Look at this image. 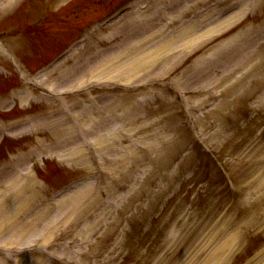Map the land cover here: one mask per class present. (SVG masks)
Masks as SVG:
<instances>
[{
	"label": "rangeland",
	"instance_id": "374dc122",
	"mask_svg": "<svg viewBox=\"0 0 264 264\" xmlns=\"http://www.w3.org/2000/svg\"><path fill=\"white\" fill-rule=\"evenodd\" d=\"M8 1L10 2V0H6L4 4ZM102 1L68 0L65 3L63 0H57L54 3L53 0L49 1L47 6H51L52 8L53 5L52 10L54 8L60 9L55 12L53 11L51 13L52 15H49V26L44 27L46 35L39 39L37 43L39 49L49 53V49L60 43L63 39H66L71 34V31L75 30L77 24L81 25L86 20L101 12ZM180 1L182 2L183 0ZM25 2L26 0L20 1L16 5L17 7L15 6V8H18L16 11ZM0 4L2 5L3 3ZM62 8L64 11H62ZM69 8L74 9V11L71 12ZM14 10H11L0 19L1 27L5 26L4 23L9 20L11 14H14ZM65 12L67 13L64 17L62 14ZM129 18L130 14H126L119 22L96 34L92 44H86L82 49L77 50L72 57L63 61V63L54 69L52 76L44 77L48 78L45 82L48 84H52L53 82L54 87L58 88L66 86L72 87L73 82H76V84L79 82L76 86H81L80 80L85 73L83 74L78 68L83 72L91 71L94 68L92 72L99 73V69H102L100 67L106 64L112 57H118L119 60L120 57H129L132 55L133 53L129 54L132 52L131 49L123 48L111 56L108 55L109 57H102L98 63L100 66H98L97 62L91 64V61L88 60L90 52L96 46L102 44V46L106 47L116 41L126 40L131 35V29L140 28L141 25L135 28H132L130 24L126 25L125 23ZM211 18L208 19L209 23L215 20V16H211ZM262 18H264V9L255 15L254 21L260 23ZM110 32L114 33L110 35ZM133 36L137 35L134 34ZM50 37L53 38L52 42H50ZM205 37H209V34L203 38ZM211 38H214V36L212 35ZM217 39V37L214 38V44L217 43ZM36 40L35 38L34 43H36ZM34 46L36 49L38 48L35 44ZM186 47L187 50H190L189 44ZM186 47H182L178 54L186 53L187 51L184 50ZM260 50H262V56H264V44ZM219 54L223 53L219 52ZM234 54L237 55L236 49L233 52L231 51V55ZM260 54L250 60L249 67H247L248 65L245 68L239 67L235 73H233L234 67H237V63L239 66V62L236 59L238 56H232L231 61H227L228 69L223 74L220 72L208 82L199 83L195 81L191 87H189L191 81L197 79V69H195L194 74L190 73L193 67L187 71H183L180 76L182 78L176 82H172L175 76L163 77L165 75H159L160 77H155L154 68L147 67L134 68L132 71H127L126 73L124 71L116 74L113 72L114 70H106L101 72L100 75L95 74L97 76L99 75L102 81L118 78L123 83L128 84H137L141 81L145 84L150 82L182 84L181 89H179L180 91L178 90L176 92L173 89H169V84L163 89L160 88V90L157 88L158 85L155 84L154 88L150 89V96H146L145 99L142 98L143 101H136L137 104L143 102V108L147 109V111L144 110V120L150 123L147 127L139 128L136 133L133 132V135L138 137L137 139L139 141L144 139L148 142L152 137L154 144L143 149L140 144L135 147V143L133 142L135 147L134 151L137 154L135 159L138 160L144 157V161L147 162L150 158L152 159L153 165L161 164L157 163L160 159L154 150L158 146V136L154 132H165V137L167 138V144H165V147L167 146V152H165V170L167 171L175 164V160L180 156L177 155L174 158L175 152L184 150L186 147L185 132L181 124L183 113L181 111L182 108L178 107L181 100H188V103L191 104L190 112L195 115V117H192V120L195 121L191 127L200 134L199 138L201 143L208 145V152H200L199 149L201 147H198V151L192 155L194 156L193 161L195 166L202 171L195 174L190 173V166L185 165L184 162H178L176 163L174 173L168 170L165 176L163 177L162 175L160 179L155 176L152 183L154 186L158 184L159 187L153 192L151 201L155 200V202L162 203L161 211L159 212L162 218L157 229L154 228L150 232L151 236L148 242L139 244L135 248L133 264H264V198L262 197L259 201L256 199L260 195L264 196V183L260 189V193L256 191L257 188L252 185L248 186L247 184V181H254L258 175L264 178V161L262 165L259 160L264 154V76L261 74L264 69V58L261 59L259 57ZM18 57L27 67L35 63L38 64L43 60V58L37 59L39 57L38 51L33 56L19 54ZM225 58L226 54L223 55L224 60H226ZM36 59L37 61L34 62ZM224 60H220L219 62H223ZM2 61L3 63H0V69L11 71L12 65L10 62L0 59V62ZM189 63H193V60L189 61ZM200 63L198 60L196 65L201 66ZM207 63L206 61H202V65ZM213 66H215V62H211L210 65L208 63L206 69L213 71ZM73 70L78 72L75 74L76 76H69L68 73H65ZM24 72L27 75V70ZM73 73L71 72L70 74ZM106 77L108 79H105ZM222 77L224 78L221 80ZM164 78L165 81L163 80ZM18 81L17 77L9 78L0 75V93H5L9 89L14 88L15 86L10 87L15 85V82L18 85ZM105 83L108 88H111L108 86L109 82ZM93 85L91 84L94 90L98 89V87H94ZM29 88L33 87L29 85ZM20 89L22 90V88ZM202 95H204V99L199 101ZM14 99L11 95L10 104L6 107V109L10 107V109L7 113H3V119L4 117L13 116L12 118H15L20 116L22 119L27 118L28 120L32 117L33 120L40 119L45 121L52 119L53 115L58 111L55 105L44 100L41 102L17 100L14 104ZM253 99L257 103L250 104ZM192 101L195 102V105ZM65 104L68 105L74 114L83 108L81 103L76 99H71ZM113 105V102L111 104L105 103L95 108V111L98 113L103 112L106 106H109L107 110L111 111L110 107H113ZM118 105L120 107H115L116 111L126 110L122 107L125 104L120 100ZM58 107L60 108L61 106ZM69 108L66 109L70 110ZM86 111L83 110L82 113ZM129 117L132 118L134 123L135 121L137 122L136 117L131 115ZM50 130L46 126L40 127L39 125L37 127L32 126V130L25 129L23 131L13 132L12 135L5 139V146L2 148L6 149L5 156H1L0 149V159L8 155L10 156L11 152L18 155L34 149L37 137L44 139V146L47 149H50L48 146L50 143H53L54 147H59L58 144L61 139L56 138V133ZM153 134H156V136H153ZM121 136H126V134L121 133ZM64 138H67V143L71 142L70 136L65 135ZM53 150L56 149L53 148ZM148 152L151 154L148 155ZM56 153L52 154L54 157H50L52 160H45L44 166L48 171H51V174L48 176L46 174L44 176L39 175L38 169L41 164H32L31 166L34 175L37 179L42 180L46 187L47 184L52 182L51 179L58 182L62 177L66 178L69 175L81 174L84 171V169L74 167L75 165L73 163L71 164L65 161L59 163ZM210 156L215 157L213 161L225 160L226 164H224V169L209 165L208 158ZM57 163L60 165L58 171L64 174H54ZM206 178H209L210 182L205 181ZM198 184L201 185V190L203 189L201 193L212 186L219 191H223V187H231V191L234 190L231 206L224 212V216H218L221 218L216 220L219 224L226 223L231 227L229 234L238 231L237 241L232 242L231 246L221 244L216 247L215 245L220 243L219 240H213L210 233L207 232L209 230L208 218L211 215L216 216L213 211L211 212L209 209L203 208L202 205L200 213L191 212L184 215L183 210L186 208L184 206V193L186 190H190L193 193L194 191L189 188V185L197 186ZM0 186H2V183H0ZM208 193L211 194L209 191ZM217 201H215L213 208L219 209L220 212L226 209L225 204L217 205ZM207 202L204 200V204L208 205ZM151 206L152 202L148 205L147 211L144 212L145 214L149 215ZM164 208L165 212H163ZM141 211L143 212L144 210L141 209ZM228 216L231 217L229 220L227 219ZM250 238L253 241L245 245Z\"/></svg>",
	"mask_w": 264,
	"mask_h": 264
},
{
	"label": "bare ground",
	"instance_id": "6f19581e",
	"mask_svg": "<svg viewBox=\"0 0 264 264\" xmlns=\"http://www.w3.org/2000/svg\"><path fill=\"white\" fill-rule=\"evenodd\" d=\"M194 1V0H193ZM191 1V3H194ZM197 1V0H196ZM176 16H178V12H174ZM240 12H234L230 15H228L226 18L217 21L213 25H208L203 31H199L196 27L193 26H186L182 28L178 33L175 35L171 36L170 38L163 39L159 43L155 44L153 47H147L146 46V39L150 37V39L154 40L157 38L158 33H151L148 36L144 37H138V38H133L130 39V42H139V41H144V43L139 46L140 48L133 49V52L129 53L132 54L129 57L122 58L118 60L117 57H112L110 60L104 64V66L100 67L102 69L108 68L109 70L112 69L114 70L113 72L118 74L119 72H124L127 71H132L134 68H139V67H147V68H154V70L157 71V74H163L164 71L167 69L168 65L174 57H176L178 52L182 49V47H186V44H189V49L192 51L194 48L202 42V38L209 34L210 32H214L215 30L219 31L221 28L228 27L231 25L233 22L236 21L237 18H239ZM152 19V18H151ZM149 19H138L135 15L132 16L129 19L130 23L134 22H148L151 20ZM216 32V31H215ZM135 47L138 44H134ZM136 49V50H135ZM113 53L116 52H109L107 55H112ZM110 55V56H111ZM245 63V59L243 60ZM170 66V65H169ZM101 69V70H102ZM56 88V87H55ZM60 125H57V128H59ZM23 129L21 128H16V132L21 131ZM57 130V129H55ZM130 129H126L125 131H129ZM15 131V130H14ZM13 132V131H12ZM65 132V129H64ZM115 136V135H114ZM98 144L101 145L102 148L107 146L108 143V138H97ZM163 143H167V140L165 137H163L162 142H158L159 145H162ZM83 155L82 152L79 153V151L72 150L71 153L68 154L65 159H72L73 161L77 160V162L81 163L83 162L82 159ZM261 161V164L263 165L264 161V154L260 157L259 159ZM83 167H88L87 163L82 164ZM25 169L27 170V165L25 166ZM20 171L17 169L14 173L11 171H4L0 172V179L8 184L7 188L2 191V193H6V191H12L10 195L3 194V196L0 199V235L4 229H11L14 228V220L16 219L17 212L18 210H22L24 207L28 206L31 201L34 200L36 197V194L33 195L31 194L29 198H27L26 202L23 203L21 207L16 206L14 211L8 210V206H10V199L13 200L16 198L18 195L16 193V190L18 189L19 191H24L27 190L26 188L29 187V182H23L19 180ZM33 179L31 174H29V171L27 170L26 174L23 176V179L27 178ZM264 183V178L260 180V184L262 185ZM89 191V186L79 188L77 190L71 191L70 193L64 195L61 199V208L60 212L57 213V215L53 216L51 219L52 220H59L62 221L63 219L65 220H72L76 218L79 213L84 209L85 204L87 200L89 199L88 195ZM16 193V194H15ZM94 199V198H93ZM91 202V201H90ZM89 202V203H90ZM43 209V208H42ZM41 209V210H42ZM39 212V214L36 215L35 218H31L26 220L25 222H22L21 226L18 227L15 232L17 235H23L29 232L32 234H35L34 236H39L38 240H41V243L46 241L48 236L45 234V232L42 231V229L46 226V224L43 225L42 228L37 227V220L39 219L38 216L42 214L44 209ZM64 213L65 215H62ZM72 218V219H71ZM42 237V238H41ZM23 241L22 238H13V239H8V238H3V245L13 247L20 245V243Z\"/></svg>",
	"mask_w": 264,
	"mask_h": 264
}]
</instances>
